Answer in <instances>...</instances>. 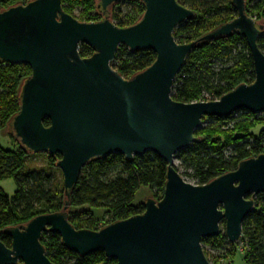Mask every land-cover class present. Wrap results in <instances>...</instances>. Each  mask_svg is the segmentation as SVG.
Masks as SVG:
<instances>
[{
	"label": "water",
	"instance_id": "1",
	"mask_svg": "<svg viewBox=\"0 0 264 264\" xmlns=\"http://www.w3.org/2000/svg\"><path fill=\"white\" fill-rule=\"evenodd\" d=\"M128 1L97 0L104 18L96 23L67 14L62 0H33L0 11V62L27 65L32 72L7 134L31 155L60 157L56 166L66 196L62 212L3 231L11 247L0 241V264H53L41 243L46 232L60 236L64 247L81 257L102 251L117 264H210L203 240L222 235L224 224L228 242H240L243 223L255 209L248 197L264 194V154L204 186L186 182L174 168L178 153L199 141L195 133L203 119L264 114V54L258 43L264 24L247 15L246 0H233V21L179 44L175 30L194 20L196 12L177 0H137L145 5L141 20L120 28L111 10ZM234 35L245 39L250 50L254 82L216 101H174V82L189 54ZM81 45L93 55L82 58ZM120 47L152 51L156 60L126 80L112 68ZM147 153L168 165L162 198H147L143 214L100 231L76 230L68 210L82 170L111 155L132 161Z\"/></svg>",
	"mask_w": 264,
	"mask_h": 264
},
{
	"label": "trees",
	"instance_id": "2",
	"mask_svg": "<svg viewBox=\"0 0 264 264\" xmlns=\"http://www.w3.org/2000/svg\"><path fill=\"white\" fill-rule=\"evenodd\" d=\"M33 0H0V11ZM178 3L197 13V17L181 24L174 32L179 44L194 42L219 26L237 17L233 0H177ZM64 11L83 23H96L104 16L97 8V0H62ZM125 5L123 12L120 7ZM145 12V5L137 0L118 4L111 10L112 22L120 27L138 23ZM246 13L264 24V0H246ZM264 54V34L259 39ZM82 58H89L93 51L80 46ZM156 60L152 51L130 52L120 47L112 68L124 79L149 68ZM27 65H12L0 62V132H7L9 122L19 113L20 92L24 82L31 76ZM255 80L254 65L245 39L234 35L221 38L192 51L177 76L172 89V99L179 103L192 104L219 100L242 84ZM204 120V119H203ZM216 129L201 127L195 133L199 139L176 156L175 170L188 183L204 186L214 179L237 170L239 164L264 154V114L238 112L226 119L209 118ZM49 126V121H45ZM262 126L256 136L253 130ZM15 150L0 146V182L14 180L17 190L13 197L0 190V241L11 247V239L3 231L6 228L26 225L34 218L62 212L66 196L64 182H56L59 173V156L48 158L44 169L26 166L27 153L10 134ZM34 156V155H33ZM168 165L159 157L147 153L127 161L123 156L111 155L103 160L91 162L82 170L72 192L69 221L76 230L100 231L118 221L143 214L144 203L134 205V199L142 187H149L155 195L163 196L167 181ZM255 209L243 223L241 242L245 244L246 264H264V194L249 196ZM158 200V199H156ZM89 207L90 210L76 211ZM75 210V211H74ZM102 212L97 216L96 212ZM224 226V224H223ZM41 243L47 258L53 264H117L100 251L81 257L67 250L60 236L46 232ZM203 246L220 251L228 245L224 234L205 239Z\"/></svg>",
	"mask_w": 264,
	"mask_h": 264
},
{
	"label": "rangeland",
	"instance_id": "3",
	"mask_svg": "<svg viewBox=\"0 0 264 264\" xmlns=\"http://www.w3.org/2000/svg\"><path fill=\"white\" fill-rule=\"evenodd\" d=\"M120 9L125 12L127 10V7L125 5L121 6ZM215 122H212L211 120L204 119L203 124L201 127H203L205 130H214L216 129ZM263 127L257 126L253 133L257 136L261 131ZM0 146L6 150H15L16 145L12 141V139L7 135L6 133L0 132ZM49 161L48 158L43 155H32L27 159L26 166L30 168L35 169H44L47 167ZM175 164H177V161H175ZM56 182L58 184H61L63 180V175L61 171L59 170V173H56ZM0 190L4 192L6 195L13 197L17 190V185L14 180H5L0 182ZM155 193L151 191L149 187H142L137 192L134 202V205H138L141 203H145L147 198H153ZM162 196L155 197V199L160 200ZM90 210L89 207L79 208L76 209V211H85ZM75 211V210H74ZM96 212V211H95ZM102 212H96L97 216H102ZM222 227V234L224 233V226ZM204 253L206 255V258L208 259L210 264H246V250H245V244L243 242H238L235 245H231L228 242V245L225 247V249L216 251L211 248V246H203Z\"/></svg>",
	"mask_w": 264,
	"mask_h": 264
},
{
	"label": "built area",
	"instance_id": "4",
	"mask_svg": "<svg viewBox=\"0 0 264 264\" xmlns=\"http://www.w3.org/2000/svg\"><path fill=\"white\" fill-rule=\"evenodd\" d=\"M252 19H254L255 21H257V20H256V17H254V18H252Z\"/></svg>",
	"mask_w": 264,
	"mask_h": 264
}]
</instances>
